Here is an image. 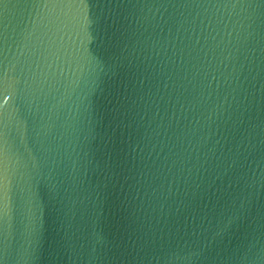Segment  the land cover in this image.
Returning <instances> with one entry per match:
<instances>
[{
    "label": "water",
    "instance_id": "95a60500",
    "mask_svg": "<svg viewBox=\"0 0 264 264\" xmlns=\"http://www.w3.org/2000/svg\"><path fill=\"white\" fill-rule=\"evenodd\" d=\"M0 264H264V0H0Z\"/></svg>",
    "mask_w": 264,
    "mask_h": 264
}]
</instances>
